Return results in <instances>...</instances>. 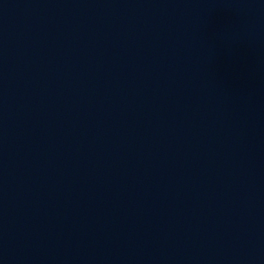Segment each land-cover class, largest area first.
Returning <instances> with one entry per match:
<instances>
[{"label":"water","instance_id":"95a60500","mask_svg":"<svg viewBox=\"0 0 264 264\" xmlns=\"http://www.w3.org/2000/svg\"><path fill=\"white\" fill-rule=\"evenodd\" d=\"M0 264H264V0H0Z\"/></svg>","mask_w":264,"mask_h":264}]
</instances>
